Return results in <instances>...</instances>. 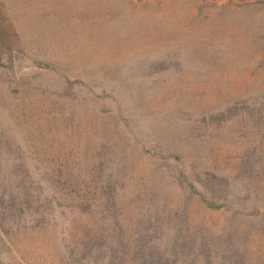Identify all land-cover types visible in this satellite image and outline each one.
<instances>
[{
    "label": "rangeland",
    "instance_id": "obj_1",
    "mask_svg": "<svg viewBox=\"0 0 264 264\" xmlns=\"http://www.w3.org/2000/svg\"><path fill=\"white\" fill-rule=\"evenodd\" d=\"M262 107L264 0H0V264H264Z\"/></svg>",
    "mask_w": 264,
    "mask_h": 264
},
{
    "label": "trees",
    "instance_id": "obj_2",
    "mask_svg": "<svg viewBox=\"0 0 264 264\" xmlns=\"http://www.w3.org/2000/svg\"><path fill=\"white\" fill-rule=\"evenodd\" d=\"M262 109H264V107H262ZM263 111V110H262ZM105 261V262H104ZM103 263L104 264H116L115 262H114V258L111 256L110 258H108V260L107 259H104L103 260ZM158 263V262H157ZM142 264H146L145 262H142Z\"/></svg>",
    "mask_w": 264,
    "mask_h": 264
}]
</instances>
